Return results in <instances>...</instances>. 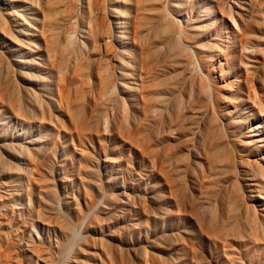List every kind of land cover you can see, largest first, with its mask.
Wrapping results in <instances>:
<instances>
[{"label": "rangeland", "instance_id": "rangeland-1", "mask_svg": "<svg viewBox=\"0 0 264 264\" xmlns=\"http://www.w3.org/2000/svg\"><path fill=\"white\" fill-rule=\"evenodd\" d=\"M17 2L0 264H264V0Z\"/></svg>", "mask_w": 264, "mask_h": 264}, {"label": "bare ground", "instance_id": "bare-ground-1", "mask_svg": "<svg viewBox=\"0 0 264 264\" xmlns=\"http://www.w3.org/2000/svg\"><path fill=\"white\" fill-rule=\"evenodd\" d=\"M3 3L5 4H8V6L12 9V7H15L17 4H18V2H17V0H9V3H8V0H0V19H1V17H4L3 15H4V11H3ZM17 3V4H16ZM14 11V10H13ZM2 19H4V18H2ZM0 26H1V24H0Z\"/></svg>", "mask_w": 264, "mask_h": 264}]
</instances>
